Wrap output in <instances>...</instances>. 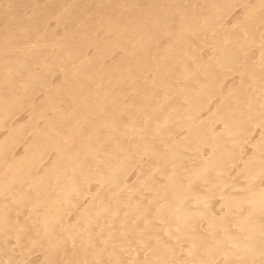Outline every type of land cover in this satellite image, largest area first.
Instances as JSON below:
<instances>
[{
    "label": "bare ground",
    "instance_id": "1",
    "mask_svg": "<svg viewBox=\"0 0 264 264\" xmlns=\"http://www.w3.org/2000/svg\"><path fill=\"white\" fill-rule=\"evenodd\" d=\"M262 193L264 0H0V264H260Z\"/></svg>",
    "mask_w": 264,
    "mask_h": 264
},
{
    "label": "snow or ice",
    "instance_id": "2",
    "mask_svg": "<svg viewBox=\"0 0 264 264\" xmlns=\"http://www.w3.org/2000/svg\"><path fill=\"white\" fill-rule=\"evenodd\" d=\"M261 203H262V206H264V193L261 194ZM177 231H180L179 225L177 226ZM95 264H105V262L104 261H97V262H95ZM109 264H111V262H109ZM115 264H120V262H115ZM212 264H216V262L213 261ZM260 264H264V252H262V259H261Z\"/></svg>",
    "mask_w": 264,
    "mask_h": 264
}]
</instances>
